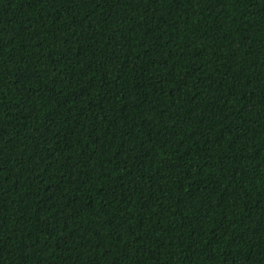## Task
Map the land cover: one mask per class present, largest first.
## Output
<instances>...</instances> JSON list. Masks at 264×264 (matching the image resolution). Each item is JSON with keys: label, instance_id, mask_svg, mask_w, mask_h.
I'll return each instance as SVG.
<instances>
[{"label": "trees", "instance_id": "obj_1", "mask_svg": "<svg viewBox=\"0 0 264 264\" xmlns=\"http://www.w3.org/2000/svg\"><path fill=\"white\" fill-rule=\"evenodd\" d=\"M0 264H264V0H0Z\"/></svg>", "mask_w": 264, "mask_h": 264}]
</instances>
